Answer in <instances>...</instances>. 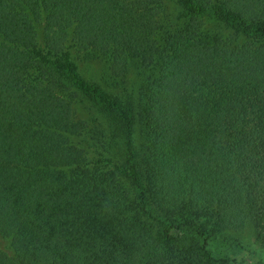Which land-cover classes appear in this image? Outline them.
Wrapping results in <instances>:
<instances>
[{
	"label": "trees",
	"instance_id": "16d2710c",
	"mask_svg": "<svg viewBox=\"0 0 264 264\" xmlns=\"http://www.w3.org/2000/svg\"><path fill=\"white\" fill-rule=\"evenodd\" d=\"M251 256L264 264V0H0V264Z\"/></svg>",
	"mask_w": 264,
	"mask_h": 264
},
{
	"label": "rangeland",
	"instance_id": "374dc122",
	"mask_svg": "<svg viewBox=\"0 0 264 264\" xmlns=\"http://www.w3.org/2000/svg\"><path fill=\"white\" fill-rule=\"evenodd\" d=\"M75 50V49H74ZM73 52V50H72ZM77 54V53H76ZM72 55V54H71ZM77 55L75 57L72 55L73 60L78 63V66L82 73L84 74L85 77L93 79L95 81H98L102 84L103 87H106L108 89H115L112 86V81L107 78V72L105 68L100 64L98 61H90L86 59H77ZM131 81L134 82L135 87L138 85V80L136 74L134 72L129 73ZM116 90V89H115ZM73 112L74 113V118L75 119H86V112L83 108V104L76 103L75 105H72ZM254 256H251L248 258V262L254 264Z\"/></svg>",
	"mask_w": 264,
	"mask_h": 264
}]
</instances>
